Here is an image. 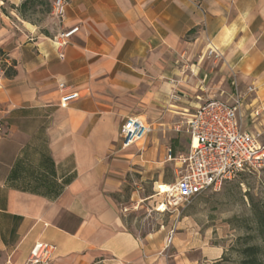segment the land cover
Segmentation results:
<instances>
[{
    "label": "crops",
    "instance_id": "0c3cea01",
    "mask_svg": "<svg viewBox=\"0 0 264 264\" xmlns=\"http://www.w3.org/2000/svg\"><path fill=\"white\" fill-rule=\"evenodd\" d=\"M69 1L48 36L20 15L23 0H0V264H30L40 244L55 247L49 264H217L223 248L184 210L141 235L127 216L143 207L117 199L130 175L180 166L172 127L209 99L255 88L242 125L264 131V0ZM76 27L59 48L54 39ZM60 83L80 95L67 109ZM128 118L153 131L123 149ZM188 139L175 145L189 150Z\"/></svg>",
    "mask_w": 264,
    "mask_h": 264
},
{
    "label": "built area",
    "instance_id": "2783aa9c",
    "mask_svg": "<svg viewBox=\"0 0 264 264\" xmlns=\"http://www.w3.org/2000/svg\"><path fill=\"white\" fill-rule=\"evenodd\" d=\"M52 17L63 26L67 18L69 0H52ZM79 31L73 28L65 31L54 40L63 49ZM64 58L63 53L60 55ZM209 56L220 58V53L213 47ZM60 107L69 108L80 98L65 83H60ZM256 92L248 88L247 95ZM236 91L230 100L209 99L198 107L196 112L182 126H176L175 132H185L190 137L189 153L179 160L180 170H175V182L158 206L161 213L180 211L194 199L208 191H218L222 186L244 171L264 169V131L255 135L246 132L242 125V109L248 97ZM173 102L180 101L177 93L171 96ZM260 112H255L259 117ZM185 126V127H183ZM153 131V127L138 118H128L120 130L123 149L143 141ZM164 209H161V208ZM175 230L167 237V247L172 244ZM55 247L40 244L39 250L30 264H49Z\"/></svg>",
    "mask_w": 264,
    "mask_h": 264
},
{
    "label": "rangeland",
    "instance_id": "374dc122",
    "mask_svg": "<svg viewBox=\"0 0 264 264\" xmlns=\"http://www.w3.org/2000/svg\"><path fill=\"white\" fill-rule=\"evenodd\" d=\"M42 10L43 8L38 7L37 13L31 19L50 36L48 30L52 25L50 20L54 23L57 21L51 13ZM230 99V96L223 97L224 101ZM182 125L184 124L179 122L172 127L176 138L171 140V147L173 157L178 159L189 153L188 148L175 145L177 139L183 143L189 141L187 133H177L174 130L176 126ZM248 127L252 128L254 125L250 122ZM176 164L174 161L163 164L147 174L130 175L128 177L130 185L126 187L122 197L117 199L118 203L124 204L120 208L127 206V203L143 207L127 216L128 223L137 227L141 235L148 231L160 230L163 225H168L171 221V211L161 213L157 208L165 199V195L160 193L161 187L175 182V170H180ZM139 187L142 188L141 193L132 203V192ZM154 189L157 191H153ZM157 193L159 196L149 201L145 200ZM151 201L153 203L149 204ZM259 203L264 204V169L244 171L233 180L226 182L220 190L208 191L200 195L182 210L185 216L191 217L192 227L198 231L199 236H204L208 243L223 248V255L217 264H240L239 249L244 246V240L248 235L255 234L252 207Z\"/></svg>",
    "mask_w": 264,
    "mask_h": 264
},
{
    "label": "trees",
    "instance_id": "16d2710c",
    "mask_svg": "<svg viewBox=\"0 0 264 264\" xmlns=\"http://www.w3.org/2000/svg\"><path fill=\"white\" fill-rule=\"evenodd\" d=\"M43 8L42 12L51 13L52 6L49 0H23L22 4L18 8L20 15L36 24L31 17L37 13V8ZM45 35L47 32L43 31ZM4 54L0 51V56ZM15 63L11 67L7 68L3 65L6 77H14L16 71L14 67ZM173 153V150H172ZM252 212L254 216V235H248L244 240V246L239 249L240 264H264V204L253 205Z\"/></svg>",
    "mask_w": 264,
    "mask_h": 264
},
{
    "label": "bare ground",
    "instance_id": "6f19581e",
    "mask_svg": "<svg viewBox=\"0 0 264 264\" xmlns=\"http://www.w3.org/2000/svg\"><path fill=\"white\" fill-rule=\"evenodd\" d=\"M169 190H170V185H165L161 187L160 193L164 194V193H167ZM161 209H164V208L162 207Z\"/></svg>",
    "mask_w": 264,
    "mask_h": 264
}]
</instances>
